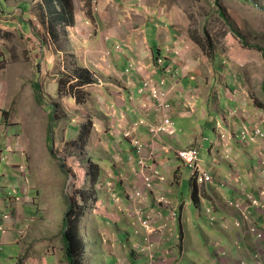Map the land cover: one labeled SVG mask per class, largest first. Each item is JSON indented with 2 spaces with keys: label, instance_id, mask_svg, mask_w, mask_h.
I'll list each match as a JSON object with an SVG mask.
<instances>
[{
  "label": "rangeland",
  "instance_id": "374dc122",
  "mask_svg": "<svg viewBox=\"0 0 264 264\" xmlns=\"http://www.w3.org/2000/svg\"><path fill=\"white\" fill-rule=\"evenodd\" d=\"M72 1L75 22L66 26L57 23L53 10L46 7L44 0H0V109H4L0 119L5 120L4 124L0 123V134L5 140V145L16 143L18 146L17 149L11 148L9 151L10 157L13 158L10 161L7 151H0V155L5 158L0 161V186L3 188V191L0 190V201L4 200V204L0 203V223L6 217H11L10 223L68 221V225H78V231L75 229L71 232L74 237L71 248L59 237L51 241L42 240L37 245L44 249L50 244L53 249H58L63 241L64 254L62 257L54 256L56 264H63L62 258L67 260V264H71L69 251H72L78 260H75L74 264H110L111 254L115 255V261L125 260L122 264L132 263L136 256V262L145 264L144 261L149 257L142 249L145 246L144 241L142 242L144 237L150 238L145 243L153 246L150 251L155 252L156 264H167L173 255L170 245L176 242L174 240L169 244L167 240L177 239L180 235V229L172 227V224L181 223V217L177 219V211H172L171 196L159 185L166 182L167 175L159 166L162 162H155V158L162 151H176L178 148L173 147V139L177 136L179 140L175 147H188L191 144L196 146L199 149L201 167L211 175L206 168L211 165L212 156L218 158L217 151L228 160L234 158L231 172L228 175L224 172L220 176L224 180L219 182L223 184L221 191L223 190L227 198L235 200L234 205L231 204V207H228L230 210L226 212L224 200L218 198L211 202L206 201V213L198 212L194 219L197 223H209L208 218H211L210 222L216 219L228 223L223 215L231 216L232 212H238L237 219L230 223H235L236 227L247 223V236L251 239L245 237L242 241H235V256H240L236 262L264 264V229L261 226L256 227L257 220L248 214L253 208L249 204V195L256 193L259 203L264 205V194L261 193L264 181L260 184L259 192H256L258 190L255 185L261 177L257 170L260 169L259 163H264L263 154H260L261 159H258V149L259 145L263 147L264 144L257 145L255 138L251 142L244 140L246 146L233 144L235 149L225 142L217 143L220 149L214 147L218 142L216 140L223 141L214 127L219 116L217 113L224 115V110L234 109L238 117L243 114L248 126L240 125V120L232 119L237 134L242 128L251 129L252 124L264 134V109H259L255 104L264 98L261 81L264 76V52L256 48L258 46L264 49V0ZM158 26L162 28L159 33L163 32L162 37L165 36V42L169 45L168 48L164 47L166 52H173L175 61L187 63L192 75L198 78L194 80L199 82L197 91L210 93L208 102L211 104L204 106L206 117L198 114L193 126L185 128L183 132L175 129V137H172L173 134L161 132L160 136L165 135L164 138L171 148H159L157 143L153 149L149 146V158L154 160L147 165L157 168L166 180L148 186L147 191L143 189V196L140 190L133 191L130 179L135 175L138 182L134 187H139L144 181L142 173H148V168L137 166V170H134L130 164H126L122 169V163L119 162V165L115 159L120 157L117 156L120 149L115 147L112 137L117 135L118 129L122 130L124 135L132 134L135 140L139 139L136 146L131 143L135 146L132 155L140 153V140L143 137L138 133H142L140 127L146 128L147 124L140 122L142 110L146 108L139 103H145L152 87H161L160 89L165 91L168 77L158 78L165 71L172 72L174 62L169 58L171 62L166 70L157 67V70L162 72H157V77L143 78L142 82L148 84L141 88L138 86L135 91V87L130 89L134 84L132 76L125 70L123 72L119 64H125L124 61L128 60L126 57L130 58L128 61L150 60L146 36L152 43ZM115 45L120 48L116 49ZM130 47L138 51V56L129 51ZM152 64L155 67L154 61ZM131 68L133 69V66ZM80 79L87 82L81 86L76 85V81ZM229 83L234 86L227 93L225 88ZM188 88L189 86L180 87L179 79H176L175 94L179 95ZM216 101L217 108L211 107ZM53 112L55 120L51 122L49 116ZM89 118L94 122V126L88 129V137L81 143L79 136L86 126H89ZM219 122L220 129L228 134L230 130L226 127L223 117H219ZM11 123L14 124L10 129L8 125ZM50 126L53 127L52 130L49 129ZM135 126H138L137 130H134ZM74 128H79V135L71 132ZM143 130L146 132V129ZM11 134H17L23 147L20 145L21 141L17 138L14 141ZM153 135L155 136V133ZM162 140L158 142L162 143ZM248 155H251V158ZM171 156L174 158V164L181 166L183 173L188 176L189 167L176 158L175 153L172 152ZM102 158H107L104 163L101 162ZM225 158H221L218 168L229 169V162L227 163ZM6 160L9 161L7 164ZM60 161L64 169L60 167ZM92 164L97 165L99 174L102 171L107 177L99 179L93 192L89 193L86 188L92 185ZM24 165H27L28 170L25 173L28 176L25 180L17 182L15 194L11 180L4 184L1 174L14 170L9 175L15 172V177H21L25 174ZM31 174L35 175L36 179H33ZM40 180L41 185H38ZM209 183L199 184L197 178L191 179L195 192H198L199 186ZM29 184L32 189H36L31 194L27 192ZM234 186L240 187V191H246L237 197ZM124 192L129 193L130 198H122ZM151 192H154V195H150ZM9 194L14 196L11 203ZM6 195L8 196L3 198ZM179 195L181 198L190 196V181H185ZM161 196L169 200L167 205H160L168 209V215L161 223H155L161 213L151 211L149 215L144 216L142 209L154 207L155 198ZM42 201L45 205L38 206L39 209L33 208L35 203L40 205ZM29 204L31 205L27 206ZM70 204L73 210L68 213ZM262 205L255 207V211L264 219ZM46 206L47 210L44 209ZM247 207L248 211L245 210ZM186 223H193L189 215ZM146 225L149 227L146 228ZM226 227L223 229L226 230ZM95 230L102 233H94ZM0 231L6 232L7 228L2 227ZM17 232L24 234L23 229ZM146 232L152 236H142ZM120 233L118 245L112 249L108 248L114 245L113 242ZM163 235L165 239L162 238ZM232 239L234 241L236 238ZM20 240L19 236L11 240L3 239L2 245L10 247L3 251L7 257L5 264L15 263L21 251L29 250L27 240L18 244ZM258 241L261 243V249L252 255L251 252L243 250L245 247L250 248L249 243L256 244ZM164 245L169 247L159 251ZM129 246L139 248V251L135 253ZM108 252L109 257L104 260L103 255L106 256ZM228 252V249L221 246L217 255L226 260ZM35 255L39 256L41 263L46 261L43 253ZM39 258L37 257V260Z\"/></svg>",
  "mask_w": 264,
  "mask_h": 264
},
{
  "label": "crops",
  "instance_id": "0c3cea01",
  "mask_svg": "<svg viewBox=\"0 0 264 264\" xmlns=\"http://www.w3.org/2000/svg\"><path fill=\"white\" fill-rule=\"evenodd\" d=\"M116 2H119V0H116ZM153 24L155 25V27L157 26L155 22ZM159 30H162V28L158 26V28L156 29V31L154 33V38H153L152 43L149 42V40L146 36L148 47H149L150 52H151V53L150 52L147 53L150 56V60L136 62L135 65H133V68H134V66H137V67H139V69L137 71L128 73L130 76H132L131 79L134 83L130 87V89H132V87H135L133 91L138 90V86L140 88L142 87V84H143V82L141 84L142 78L153 76L154 70L151 69L152 63L149 61H154V59L159 55H162V56H160V58H163L164 61H171L169 59V58H171L174 62L172 72L165 71V72L161 73L159 78H158V79H161L163 77V79H164V78L168 77L166 80L167 86L164 89H166L168 86L169 87L175 86L176 85V79H179L180 87L185 88V86H190L192 89H194V93H196L198 95L199 107H198V103H197V111L195 113L197 115H195L193 113L183 115L179 111V109H177V106H176L177 94H175V90L171 94V96L168 95V103L169 104L171 103L170 107H172V110H173V112H172L173 121H174L173 127L174 128L177 127V131L183 132V130L185 128L193 126L194 121H196L198 118V114H200L201 116H205V117L207 116V113L204 109V106H205V104H208V103L211 104L210 102H208V96L210 95V93H206L203 91H197L199 88H197L196 86L199 85V82L198 81L196 82V81L190 79V76H195V75H192V71H190L188 69L187 63L185 61H175V59H174L175 56L173 55L174 53L171 51L166 52V49L164 47H167L169 45H167L165 42V39H164L165 36H164V38L162 37L163 32L159 33ZM129 51L132 54H134V56H138V51H136L134 48L130 47ZM126 58L128 60L130 59L129 57H126ZM128 60H126V61H128ZM137 61H139V60H137ZM119 65L123 69V72H124V69L127 66V64H119ZM127 69L128 68H126V70ZM157 72H162V71L156 70V73H154V77H157L159 75V73H157ZM195 77H197V76H195ZM74 80H76V78ZM197 80H198V78H197ZM233 86H234V84L232 85L229 83L228 87L225 88V91L227 93H229V90L233 89ZM175 89H176V87H175ZM184 92L185 91H183L179 95L183 94ZM134 94L136 97L139 96L136 92ZM248 94H250V93H248ZM231 98H232V96L229 97V99H231ZM250 99H252V98L250 97ZM217 103L218 102L216 101L213 106H211V105H209V106H211L213 108H217ZM139 104H142L146 108V110H142V115L140 117V119L141 118L146 119V121H147L146 128L140 127V129H142L143 132L142 133L137 132L139 135H141L143 137L142 140L151 144L152 149L154 148L155 143H157L159 148H160V146L165 147V149L171 148L170 145L166 142V140L164 138L165 135L164 136L161 135L158 138H154L149 131V125L156 122L157 117H159L162 113L161 111L157 110V108L154 104V101L152 100L151 94H149L146 97L144 104L143 103H139ZM247 105H248V103H247ZM248 106H250V105H248ZM130 109H136V108H130ZM3 110L4 109H0V115H2L4 113ZM228 111H229V109L224 110V113H225L224 115L222 113H219V112L217 113V115L219 114V116H217V119L219 117H223V119L226 123V127L229 128V130L233 136V138H231L230 141H226L225 143L231 145V147L233 149H235L233 146V144H235V143L246 146L247 144H244L243 142L240 141V138L238 137L239 133L237 134L235 132L236 129H235V126L233 125V121H232V119L234 121L240 120V122H241L240 125H242V124L247 125V123L245 122V118H243V114L240 117H238L237 112H235L236 110H234V112L232 114H228ZM3 122L5 123V120H3L1 118L0 123L4 124ZM175 122H176V125H175ZM12 124H14V123H11V125H8L10 129L13 128ZM92 125L94 126V122H90V125L88 126V128L92 127ZM254 125L255 124H252L253 128L255 127ZM136 127H138V126H135L134 130H137ZM143 129H146V132ZM219 129L220 128L218 126L214 127V130L217 132V135H218ZM96 131H98V127L96 128ZM71 132L72 133L76 132V133H78V135L80 133L79 128L78 129L74 128V129H72ZM116 134L117 135H114L112 137V140L115 144V147L117 149H120V151L117 152V156H120V157L115 158L116 162H118V164H119V162L122 163V165L119 164L122 169H123V165L130 164L132 166V169L134 168V170H137L136 167L139 166V165H137L138 164L137 156L132 155L134 147L131 145L129 138L124 136L123 131L120 129H118L116 131ZM10 136L12 138H14L13 139L14 141H16V138L19 141H21L20 145H21V147H23L22 140L17 136V134H11ZM115 136H117V137H115ZM172 137H175V134H173ZM160 139H163L162 143L158 142ZM173 140L175 141L173 143V145H174L173 147L178 148V149L176 151H170V152H168V150H166L167 152L161 150L162 152L158 153V155L155 158V162L157 160L159 162L160 161L162 162V163H160L161 165H159V166H161L162 171L167 175L166 182L160 183L159 185H162L163 186L162 190L165 191L166 193H168L169 196H171L172 203H173L172 211H173V213L175 211H177V213H178L177 219H179L181 217V223L172 224V227L180 229V230H178L180 235H181L180 239L177 240V239L173 238L170 241L167 240V242L169 244L171 241H174V240L176 241L170 245V249H171L173 255H171L169 263H167V264H172V263H177V264H239L238 262H236L237 258H239L240 256H235V251L237 250V248L234 246V244L236 243L235 241L239 240V239H241L240 241H242V238H245V237L250 238V237L247 236V233H248L247 223L245 225H243V223H242V226L241 225L238 226L239 228L236 227L235 223H230V222H232V220L235 221L237 219L238 212L236 214H235V211L232 212L231 214H233V215H231V216H227L225 214L223 215L228 220V223H222L221 221H216V219L213 222H210L211 218L207 219L209 221V223H197V221L194 219L195 217L198 216V214H196V213H198V212L202 213V214L206 213L205 212V210L207 208L206 201L211 202L212 200L219 198L222 201L224 200V204L226 205V212H228L227 210H230L228 207H231V202L234 199H231L230 202L225 201V199H227V196L225 195L223 190L221 191V187H222L221 185H223V184H220L219 182L224 180V179L220 178V176L223 175L224 172H226L227 175L231 172L230 169H232V167H231L232 166V160L234 158L231 157V158H229L230 160H228L222 155V153L220 151H217L218 152L217 153L218 158L212 156L213 157L212 163L206 169H208L212 173L213 179L215 181L213 180L209 184L199 186L197 200L196 199L193 200L192 197H195V195L192 196V194H191V192H192L191 173L189 172V175L186 176L183 173L184 169L179 165H175L173 162L174 158L171 156L172 152H173V153H175V157L180 159L177 152H178V150H180V148H184V147H181L179 145H178V147H175V145H177L178 140H179L177 136ZM219 140L220 139L216 140V141H218V142L215 141L216 143L214 142L215 143L214 147L216 149H220V147L217 146V143L218 144L223 143ZM254 142L255 143L258 142L257 145L259 143H261L262 145L264 144V141L262 139H256V141H254ZM5 144H6L5 140L3 138H1V134H0V151H1V153H3V152L5 153L7 151L6 154L9 155V161H10L13 158L10 157L9 151L11 150V148L17 149L18 146L16 145V143H8L9 145H5ZM260 147H261V145H259V149H258V159H261L260 154L264 155V146L261 148ZM107 148L109 149V144H108ZM4 150H6V151H4ZM46 151H47V149H46ZM107 154L108 153L106 152V155ZM211 154L213 155L214 153L211 152ZM248 156H249V158H251V155H248ZM0 158H1L0 161L5 160V159H3L2 154L0 155ZM221 158H225L226 160H228L227 163L229 162L228 163V165L230 166L229 169L217 167L218 163L221 162ZM106 159L107 158H102L101 162L104 163L106 161ZM9 161L6 160L5 164H7ZM152 162H153V160L152 161L149 160V164H151ZM20 165H22V164H20ZM234 166H235V164H234ZM116 168L114 169V173L116 172ZM29 169H30V171H32L31 167ZM27 170H28L27 165H24V173ZM257 170H258V175L261 176L260 178H258L259 180H257L255 182L256 189L258 190L256 192H259L260 187L264 181V174H263L264 168H262V169L260 168ZM12 171H14V170H11V172ZM11 172H4L3 175L1 174V178L4 181V184H6L8 181L11 180L12 185H13V189H14V193H15V190H16L15 187H16L17 182H21V180H25L26 176H28V175L26 173L24 175H22L21 177H24V179H23V178L19 177L18 175H17L18 177H15L14 176L15 172L12 173L11 175H9ZM175 173L177 175V179H174ZM32 176H34L33 179H36L35 175H32ZM132 176L133 177H131L130 181L134 182L135 176L134 175H132ZM106 177L107 176L103 175L102 171H101L99 179H105ZM110 177H112V175ZM6 178H8L9 180H7ZM17 178H20V180H17ZM187 180L190 181V196H187V197L184 196L183 198H181L179 195L180 188L183 187V184ZM40 182H41V180L39 181L38 185H41ZM225 184H226V182H225ZM179 185H180V188H179ZM62 186H63V182H62ZM144 186L145 185H142L141 188L142 187L144 188ZM239 188L240 187H238V186H234V189L236 190L235 195L237 197H239L240 195H242L246 191V189H244L243 191H240ZM245 188H247L246 185H245ZM0 190L3 191V188L1 187ZM35 190H36L35 188L32 189L31 184L27 185V192L29 194H31L32 192H35ZM150 195H154V192H151ZM253 195L257 196L256 193H253ZM7 196L8 195L3 196V198H6ZM121 197L122 198L124 197V199L126 200L127 197H129V193L124 192ZM155 199H156V202H155L156 207L155 206L154 207H147L146 209L150 213H151V211L156 212V213L160 212L161 215L158 217V220L155 223H161L163 221V218L167 217L168 209L161 207L160 205L162 203L157 201V198H155ZM43 201H46V200H43ZM43 201L41 202L40 205H37L35 203L33 205L34 206L33 208L39 209L38 206L41 207V206L45 205V203ZM245 202H247V201H245ZM0 203L4 204V200L0 201ZM6 204H9V203H6ZM193 204H194V206H192ZM30 205L31 204H29L27 206H30ZM250 206H253V205L250 204ZM255 207H260V206H253L252 211H249V215H252L257 220L258 223H256V221L254 220L257 227L261 226L264 229V219H262L261 215L257 211H255L256 210ZM44 209L47 210V206ZM262 210L264 211V208ZM247 211H248V207H247ZM188 215L190 217H192L193 223H186V218ZM2 222H4V221H2ZM10 222H11L10 219H8L5 223H0V229L2 227L7 228L6 232L0 231V263L1 264H5V260L7 258L4 255L3 251L10 248V247H4L2 245L3 239L11 240L12 238H14L16 236H19L21 238V240L18 242V244H21L24 240H27L29 250L21 251L20 256H17V260L13 264H56L57 260H55L56 258H54V256H56V255L61 256L62 254H64V251L62 248L63 247V241L60 243V247L58 249H53V245H50V244L44 249L37 247V245L42 240L51 241L57 237L62 238V240H63L62 231L65 228V225H64L65 223H10ZM223 227H226L227 229L225 230V229H223ZM19 229L24 230L23 235H21L20 233L17 232ZM94 233H102V232L99 230H97V231L95 230ZM121 233L118 234V236L115 238V240L113 242L114 245H112V247H108V245H107L108 248L112 249L114 246L118 245V240L121 239ZM254 236H253V238L256 237V236L255 237ZM232 237L236 238V239L233 241ZM162 238L165 239V235H163ZM137 239H141V237H137ZM260 241H258L256 244L254 242L249 243L250 248L245 247L243 250H246L247 252H251L250 255H252L256 250L261 249ZM128 243L129 242H127V246H128ZM221 246L225 247L229 251L228 256L226 257V260H223V257H220L219 255H217V254H219V250H220ZM159 247H160V245L158 246V248ZM168 247L169 246L164 245V246H161V248L158 250L160 251L161 249H166ZM129 248H132V247L129 246ZM132 249H134V248H132ZM136 251H135V253H136ZM35 253H43L45 258H46V261H43V263H41L39 256L35 255ZM108 254H109V252L106 254V256L103 255L104 260L108 259V257H109ZM161 254H163V251L161 252ZM250 255L248 257H250ZM37 257L39 258V260H37ZM110 258L112 259V262L111 263L109 262L110 264H122V262H125V260L118 261L119 259L115 261L114 260L115 255H112V254H111ZM136 258H137V256L132 259L133 260L132 263H126V264H140L139 262H136ZM62 260H63V264H67V260L64 261L63 258H62Z\"/></svg>",
  "mask_w": 264,
  "mask_h": 264
},
{
  "label": "built area",
  "instance_id": "2783aa9c",
  "mask_svg": "<svg viewBox=\"0 0 264 264\" xmlns=\"http://www.w3.org/2000/svg\"><path fill=\"white\" fill-rule=\"evenodd\" d=\"M119 48H120V46L116 45V49H119ZM158 61H162V60L159 59ZM145 84H148V83L145 82ZM155 90H157V89L152 87L150 90V93H152ZM155 105H156V108L162 109L161 115L165 119L164 125L159 126V129L165 130L169 126V127H171L169 131L173 132V130H175V128L173 127L174 122L171 118L170 113L168 112L170 106L168 104L165 106V105H163V102H159L158 100H156ZM242 133H245V136H242V137L239 136L241 141L246 140L248 142H251L253 139L256 138L257 133H263V132L262 131L260 132L258 129L253 128L250 131H243ZM219 135L223 141H226V139H227V133L226 132L220 130ZM138 140L132 139V136H130V142L133 143L135 146H136ZM135 146H134V148H135ZM139 149H140L139 152L143 150L141 146H139ZM181 149L182 150L180 151V154H181L182 158H180V159L190 168L192 177L197 178L199 184L211 182V180L213 179V176L210 173L206 172L205 169L203 170V168L201 167V165L199 163V149L196 146H188V147H184ZM139 155H142L143 157H145V159L141 160V162L138 163V165H140L139 167H141V168L147 167L148 168V173H142V176H143L142 180H144V181H142L141 183L145 185L144 188L143 187L142 188L136 187V190H140L141 191L140 194L144 196L145 195L144 190L147 191L148 186H154L155 182L164 181V180H166V177L161 175L159 173L158 169L155 168L154 166H148L147 165V162L149 160L150 161L154 160V158L153 159L149 158L150 156L148 155V147H146L142 152H140ZM157 174H158V176H157ZM137 176H138V174H137ZM151 190L152 189H150V191ZM158 199H159V201H162V203H164L166 205L169 202V200L164 198L163 196L159 197ZM226 201L230 202L231 199H227ZM256 202L257 201H254V204ZM241 207H243V206H241ZM248 214H249V212H248ZM148 227H149V225H146V228H148ZM258 235L260 236L261 234H258ZM144 252H145L146 256L151 259L149 263L145 262V264H156L155 254H152L150 250H148V251L144 250Z\"/></svg>",
  "mask_w": 264,
  "mask_h": 264
},
{
  "label": "trees",
  "instance_id": "16d2710c",
  "mask_svg": "<svg viewBox=\"0 0 264 264\" xmlns=\"http://www.w3.org/2000/svg\"><path fill=\"white\" fill-rule=\"evenodd\" d=\"M45 1V5L47 8L53 10V13L55 14V19L57 21V23L59 24H62V25H71L72 23H74L75 21V17H74V12H73V1L72 0H44ZM220 16L223 17L224 15L220 12ZM257 49H260L261 51L264 52V49L263 48H260L258 46H256ZM262 78V76H261ZM76 85L78 84L79 86L81 85H84L87 81L85 79H80L79 81H76ZM262 88L264 89V76L262 78ZM38 98L39 100L41 99V96L40 94L38 95ZM253 98V97H252ZM255 104L258 105V108L259 109H264V98L261 100V101H257ZM50 121H54L55 120V115H54V112L50 114ZM90 118H89V125H90ZM50 130L53 129L52 126L49 127ZM88 126H86V128L84 129V131L80 134L79 136V139H80V142L83 143L85 141V139L88 137V133H89V130H88ZM51 138V137H50ZM74 142H76L74 140ZM49 150L52 152V147L49 148ZM60 167L62 169L63 168V163L62 161H60ZM264 164L260 165L262 168H264L263 166ZM91 179H92V185L90 187H87L86 188V191L91 193L93 192V189H94V185L96 182H98L99 180V177H100V174H99V171H98V168H97V165L95 164H92L91 165ZM135 176V175H134ZM174 179H177V176L174 175ZM138 182V179L137 177L135 176V181L134 182H131L132 184V187H133V191L134 189L136 190V188L134 187V185ZM192 194L195 195L194 199L196 198V190H195V187L194 185H192ZM10 202H12L14 196L11 195L10 197ZM69 210L68 213H71L72 210H73V207H72V204H70L69 206ZM67 215V213H66ZM67 223V224H66ZM66 223L64 224L65 225V228L63 229L62 231V234H63V239L66 243V245L71 248L73 247V243H72V239L74 238L73 235H72V230H75L77 229L78 231V225H68V221H66ZM75 223H78V222H75ZM155 230V229H154ZM145 244V243H144ZM134 252L136 250L139 251V248H135V249H132ZM133 253V252H132ZM68 257H69V261L71 262V264H74L75 260L78 261L72 254V251H69L68 252ZM78 264V263H76Z\"/></svg>",
  "mask_w": 264,
  "mask_h": 264
},
{
  "label": "bare ground",
  "instance_id": "6f19581e",
  "mask_svg": "<svg viewBox=\"0 0 264 264\" xmlns=\"http://www.w3.org/2000/svg\"><path fill=\"white\" fill-rule=\"evenodd\" d=\"M161 60H164L163 58H160ZM130 69H132L131 67H130ZM130 69L128 68L127 70L128 71H130ZM144 82H143V84H142V86H144ZM145 89H147V88H145ZM151 94V97H152V100L154 101V104H155V102H156V100H158L159 102H163V105H169L170 106V104L168 103V95L167 94H165V93H162V92H160L159 91V89H157V90H155V91H153L152 93H150ZM189 102H192V100L190 99L189 100ZM156 106V105H155ZM157 110L158 111H161L162 112V109H160V108H157ZM140 122H147L146 121V119L145 118H141L140 119ZM164 123H165V119H164V117H162V115H161V117H159V118H157L156 119V122H154V123H152V124H150L149 125V131H150V133H151V135L154 137V138H158V137H160V134H161V132H165V133H167V134H174L175 133V130H173V132H170L169 130H170V128L171 127H167V129H165V130H163V129H159V126H163L164 125ZM247 128V127H246ZM254 128H256V129H258L260 132L262 131L261 129H259V128H257V127H254ZM253 128H251V129H249V128H247V129H244L243 130V128L241 129V132L239 133L241 136H245V133H242L243 131H250V130H252ZM153 133H155V136L153 135ZM256 138L257 139H262L263 141H264V134L263 133H257L256 134ZM132 139H135L134 137H132ZM253 140H255V139H253ZM140 146L142 147V149L144 150L146 147H148V152L151 150V148H152V145L151 144H149V143H147V142H145L144 140H141L140 141ZM149 146H151V148L149 147ZM142 150V151H143ZM182 149H180V150H178V152H177V154H178V156L180 157V158H182V156H181V154H180V151H181ZM135 151V149H133V152ZM142 151H140V152H142ZM133 154V153H132ZM134 155H136L137 156V162L138 163H140L141 162V160H143V159H145V157H143L142 155H139V154H137V152L134 154ZM142 156V157H141ZM3 159H5V158H3ZM147 164H149V161L147 162ZM140 166V165H139ZM141 172H142V170H140ZM142 185H144V184H140V188H141V186ZM261 193H263L264 194V188H263V190H262V192ZM13 194V193H12ZM12 194H9V196H11ZM130 195V194H129ZM251 196V197H250ZM130 197V196H129ZM259 198L258 197H254L253 195H249V203L252 205L253 204V206H261L262 204L261 203H259V200H258ZM157 201H159V199L157 198ZM237 201V200H236ZM254 201H257L255 204H254ZM160 203H162V201H159ZM233 202H235V200H233L232 202H231V204L232 205H234V203ZM235 204H238V203H235ZM262 206H264V205H262ZM236 207H239L238 205H236ZM245 210L247 211V208H245ZM150 214V212L147 210V209H142V215H144V216H147V215H149ZM11 217H6L5 218V220H3L4 222H2V223H5L8 219H10ZM239 221V220H238ZM255 226H256V224H255ZM257 227V226H256ZM152 236V235H150V233H148V232H146V233H144V234H142V236ZM150 238H148V237H144V239L142 240V242L144 241V243L147 241V240H149ZM143 246V245H142ZM143 251L145 250V251H148V250H151V249H153V246H151V245H149V244H146L145 243V246H143ZM155 253V252H154ZM153 252H152V254H154ZM148 260V261H147ZM150 258H147L144 262H147V263H149L150 262Z\"/></svg>",
  "mask_w": 264,
  "mask_h": 264
},
{
  "label": "clouds",
  "instance_id": "9594fccd",
  "mask_svg": "<svg viewBox=\"0 0 264 264\" xmlns=\"http://www.w3.org/2000/svg\"><path fill=\"white\" fill-rule=\"evenodd\" d=\"M115 48H116V45H115ZM160 56H162V55H159V56H157L155 59H154V62L156 63L155 64V67H154V65L152 64L151 65V69H153L154 70V72H153V76H151V77H149V78H152V77H154V73H156V70L159 68V69H161V70H166V67H168L169 65H170V62L171 61H164V60H162V61H160V63H158V60L160 59ZM136 62H140V61H124V63L125 64H127V66L125 67V71H126V73H130V72H134V71H137L138 69H139V67H137V66H134V68L133 69H130V67H132L133 65H135V63ZM149 62H153V61H149ZM158 67V68H157ZM126 68H129L130 69V71H128V70H126ZM145 78V77H144ZM190 79L191 80H197V77H195V76H190ZM142 80H143V78H142ZM142 80H141V82H142ZM165 85V84H164ZM167 85H165L164 86V88L166 87ZM175 87H176V85L175 86H172V87H167L166 89H165V91H162L160 88H159V91L160 92H162V93H165V94H167V95H169V96H171V94L174 92V90H175ZM185 92L183 93V94H181V95H177V103H176V106H177V109H179V110H183L184 112H181L183 115H186V114H189V113H193V114H195L196 113V111H197V102H198V95L196 94V93H194V89H192L190 86H189V88L188 89H186V90H184ZM192 100V102H189V100ZM183 107H185V109H183ZM168 112L170 113V115H171V118H172V120H173V115H172V112H173V110H172V107H169V110H168ZM234 112V109H229V111H228V113L229 114H232ZM236 112V111H235ZM162 114V113H161ZM224 120V119H223ZM174 122V121H173ZM144 124H147V122H144ZM219 127L220 128V122H219V118L216 120V124H215V127ZM175 129H177V128H175ZM221 129H219V131H220ZM219 131H218V133H219ZM124 136H126L127 138H129V140H130V136H132V134H129V135H124ZM238 137H239V135H238ZM231 138H233V136H232V133L231 132H229L228 134H227V139H226V141H230V139ZM240 138V137H239ZM226 141H222V142H226ZM240 141H241V139H240ZM241 142H243V141H241ZM131 143V142H130ZM190 146H193V145H190ZM181 149V148H180ZM181 160V159H180ZM182 161V160H181ZM183 162V161H182ZM260 162V161H259ZM184 163V162H183ZM262 164H264V163H262ZM261 163H259V166L260 165H262ZM186 165V164H185ZM187 166V165H186ZM264 166V165H263ZM188 167V166H187ZM260 168L262 169V167L260 166ZM190 169V168H189ZM190 172H191V170H190ZM213 176V175H212ZM191 178H192V174H191ZM193 196V195H192ZM197 197H198V192H196V200H197ZM193 198V200H195L194 199V197H192ZM227 199H230V198H227ZM227 199H225V201L227 200ZM206 212V211H205ZM177 236V235H176ZM180 236L181 235H179L178 237H177V240H179L180 239ZM156 256V255H155Z\"/></svg>",
  "mask_w": 264,
  "mask_h": 264
}]
</instances>
